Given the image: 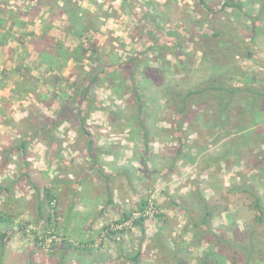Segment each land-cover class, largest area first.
<instances>
[{"label": "rangeland", "instance_id": "374dc122", "mask_svg": "<svg viewBox=\"0 0 264 264\" xmlns=\"http://www.w3.org/2000/svg\"><path fill=\"white\" fill-rule=\"evenodd\" d=\"M2 1L17 11L14 18L26 21L9 35L18 44L0 50V87L8 83L12 90L8 97L9 89L0 91V232H8L2 264H134L126 256L137 251L139 264H175L159 249L163 241L168 252L183 247L184 264H198L209 246L191 224L202 212L200 197L211 206L214 233L248 231L250 199L228 188L249 184L264 206V145L216 163L213 157L237 134L232 124L213 126L206 103L194 98L186 104L191 112L180 118L172 93L214 76L231 87L264 84V16L251 22L258 0H242L246 15L222 9L223 0H87L94 11L82 7L85 0ZM29 25L42 26L49 42L69 51L91 44L97 49L81 62L66 60L65 73L57 74L101 73L82 109L90 148L79 129L81 93L73 95L74 87L61 82L50 94L38 81L30 92L4 83L24 67L46 77L45 67L36 66ZM67 95L75 96L69 104ZM62 102L69 107L58 115ZM46 118L59 121L49 136H36L25 151L6 152L27 125ZM259 125L264 127L262 114L250 129ZM260 234L264 247V226Z\"/></svg>", "mask_w": 264, "mask_h": 264}, {"label": "trees", "instance_id": "16d2710c", "mask_svg": "<svg viewBox=\"0 0 264 264\" xmlns=\"http://www.w3.org/2000/svg\"><path fill=\"white\" fill-rule=\"evenodd\" d=\"M199 1L202 4L205 3V0ZM258 1V12L256 15L251 17L253 25L255 23L257 24L261 17L264 16V0ZM255 3L258 4L257 2ZM244 4L245 3L242 0H223L221 8H229L232 11L240 12L246 15ZM2 6L3 5L0 3V7ZM4 22L5 21L0 18V27L4 26ZM149 33L151 36H154L155 34L152 30H150ZM166 34V37H170V32H166ZM32 35L35 36V34ZM4 37L5 35L0 37V44H3L5 40ZM38 40L44 41L45 45H43L44 47L41 49L36 50L38 51L39 60L36 66L38 68L43 66L46 71L50 72L63 70L66 60L73 58L75 61L81 62V56L86 54L89 50L92 52L97 50L95 46L91 44L90 47L78 45L75 49H73V51H69L67 48H63L62 44L54 45L52 42H49L52 38L45 34L41 35ZM154 40L158 42L159 38L155 37ZM31 70V67L13 69V76H16V78L12 77L7 80H11L14 87H25L26 90L24 92H30L31 88L36 87V83L38 81V79L31 74ZM71 75L72 74H70V76ZM99 77H101V73L99 72L85 73V77L76 76L73 81H70L69 77H64L63 75L59 76L56 74L54 80V85L66 83V86L70 88V90L74 87L75 91L73 92V95L81 93V106L79 107V110L82 117L80 118L79 129L86 135V137H88V139H90L88 144L89 148L92 143V137L85 127L84 121L86 116L82 114V109L84 110L86 106H89L87 100H85L87 92L91 89V86L98 82ZM220 79L219 76H214L204 85L188 89L181 95L172 93L174 94L173 97L176 101H178V104H180L177 110L180 118L184 114L186 115L188 112H191L190 108L186 104L189 99L194 98L206 103L205 109L210 112L209 120L212 121L211 123L213 126H216V128H222L223 125L227 123L230 125L232 124L231 128L235 130L237 134L229 137V144H226L227 147L224 150L219 151L217 155L213 157V160L216 163L220 161H227L232 154L235 157L240 158V156L244 152H247L250 147L251 149L248 152H253L256 147H259L258 149H260L264 145V127L259 125L258 127L255 126L253 129H250L252 128L254 117L259 114L264 115V84L260 86L242 85L231 87L222 84ZM79 81L82 82L81 85H78ZM5 82L7 81L5 80L4 83ZM1 83L3 82H0V84ZM73 97L75 96L71 97L70 95H67L66 100L68 104L71 103L70 100L71 98L73 99ZM64 102L66 101L64 100ZM64 102H62V106L65 108L59 109V112L57 111V113H59L58 115H61L64 111L66 112V106L68 105ZM138 110H141L139 106ZM58 124L59 121L46 118V121L42 124L35 121L33 125H27L28 129L19 132V137L14 140L15 143L5 147L6 152L11 153L14 148L25 151L27 145L33 138L39 135H42L43 137L49 136L50 126L54 129L58 126ZM260 150L261 153L264 154V149L262 150L261 148ZM250 165L252 164L250 163ZM5 190L9 191V188L5 187ZM228 190L229 192H242L250 199L247 206L249 209L254 211L253 221L249 225L248 231L242 234H235L234 236L232 235V237H227L221 232L214 233L210 229V219L213 216L211 206L206 199L200 197L202 202V212L201 214L199 213V216L193 217L191 224L193 231L204 239L209 246L207 247V250L204 251L198 258V264H252L253 261L264 262V247L260 242V231L261 227L264 226V206L261 203L260 195L249 184L234 185V187H229ZM45 194L48 197H51L48 188H45ZM141 203L145 205L147 201L142 200ZM38 210H42L41 205H38ZM143 219L144 217H139L136 221V224L140 227L142 234L145 232L143 228ZM9 222H12V220H9ZM7 234V231L0 232V264H2V256L5 250L4 247ZM163 243L164 241L158 244L159 249L164 252V254H170L174 259L175 264H184L185 261L182 256L183 247L177 244L172 251L168 252V250L164 249L165 244ZM185 246L187 247V244ZM138 257L139 251H137L134 255L126 256V258L132 260L134 264H139Z\"/></svg>", "mask_w": 264, "mask_h": 264}, {"label": "crops", "instance_id": "0c3cea01", "mask_svg": "<svg viewBox=\"0 0 264 264\" xmlns=\"http://www.w3.org/2000/svg\"><path fill=\"white\" fill-rule=\"evenodd\" d=\"M65 0H56V2H58L60 5H62L63 4V2H64ZM158 1V0H157ZM0 3L3 5L2 7H6V9H8V11L6 12L5 11V13H2V12H0V18H2L5 22H4V26L3 27H0V37L2 36V35H5V40H4V42H3V44H0V50H3V52H5V53H7V51H6V49H5V47H7V46H9V45H11L12 44V42H13V44L16 46V44H18V42H16V41H10V39H9V35L12 33V34H17L18 32H20L19 31V25H18V23H22V22H24V24L26 23V21H24L25 19H23L24 17L23 16H18L17 18H14V16H16L15 14H17V11H13V9L11 8V7H9L10 5H6L5 4V2L3 3V1L2 0H0ZM66 3V2H65ZM18 10H19V8H18ZM43 10V9H42ZM60 11H61V8H60ZM66 12H60V14H59V23H60V21H62V20H64L63 21V23L64 22H66L67 21V14H65ZM61 15V16H60ZM62 19V20H61ZM53 21V20H52ZM52 24L53 25H55V22L53 21L52 22ZM58 24V23H57ZM42 27V26H41ZM41 27H38V28H36V26L33 28V26L32 25H29V26H27V30H28V32L30 33V35H31V37H32V39H31V42L32 43H30V44H32V47L34 48V50H38V49H40V48H37L36 46H35V43H38L39 42V37L41 36V35H48L49 37H50V35L48 34V33H46V32H43V30H44V28L42 29ZM36 28V29H35ZM53 29V28H52ZM50 32H52L51 30H49V33ZM21 34V33H20ZM32 34H35V36H33ZM52 34V33H51ZM166 35V34H165ZM51 38V37H50ZM18 41V40H17ZM7 42V43H6ZM33 44H34V46H33ZM38 58V57H37ZM35 61H36V58H35ZM34 60L32 61V62H35ZM68 62H70V61H68ZM66 68H67V65H66V67H64L63 68V70H62V72L61 73H65V71H66ZM37 70V69H36ZM34 69L33 70H31V74L34 76V77H36L37 79H38V83H39V85H40V83H43V84H46L47 85V87L48 88H51L52 89V91H51V89H48L49 91H47L48 93H50V94H55L57 91H55V90H53V88H54V80H55V76H56V74H60V72H58V71H54V72H50V71H46V77H42V76H44V75H39L38 74V72L39 71H37L36 72V75L34 74ZM57 72V73H56ZM88 73V72H87ZM89 73H90V71H89ZM74 74H72L71 76H70V74L68 75V74H66V75H63L64 77H69V79H70V81H73V79H74V76H73ZM13 78H16V76H13ZM7 82H10L11 84H13L12 83V81L11 80H7ZM70 83V82H69ZM39 85H38V87H39ZM93 85V84H92ZM6 86H8V83L6 84H4V85H1V87H0V91H2V90H4V89H9V91L11 90V88H8V87H6ZM94 86V85H93ZM93 86H91V88H93ZM46 88V87H45ZM7 92V94H5V96H9V95H11V91L10 92ZM38 91V90H37ZM68 92H70L69 90H68ZM48 93H46V94H48ZM50 105V104H49ZM48 108H50V106H48ZM92 111V110H91ZM55 112H57V110H55ZM19 137V135H17V137H15V138H18ZM29 145V144H28ZM27 145V146H28ZM94 163L92 164V166L94 165V166H97L98 168H97V171H98V169H99V164L96 162V161H93Z\"/></svg>", "mask_w": 264, "mask_h": 264}, {"label": "clouds", "instance_id": "9594fccd", "mask_svg": "<svg viewBox=\"0 0 264 264\" xmlns=\"http://www.w3.org/2000/svg\"><path fill=\"white\" fill-rule=\"evenodd\" d=\"M82 7L88 8L91 11L95 10L90 4L87 3V0H85V2L82 4Z\"/></svg>", "mask_w": 264, "mask_h": 264}]
</instances>
